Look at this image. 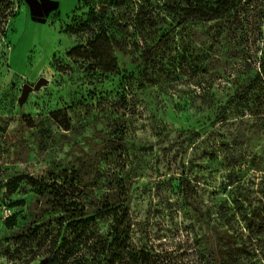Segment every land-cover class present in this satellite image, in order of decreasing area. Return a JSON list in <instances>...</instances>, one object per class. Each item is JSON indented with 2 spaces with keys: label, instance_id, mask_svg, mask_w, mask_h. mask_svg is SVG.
I'll use <instances>...</instances> for the list:
<instances>
[{
  "label": "rangeland",
  "instance_id": "rangeland-1",
  "mask_svg": "<svg viewBox=\"0 0 264 264\" xmlns=\"http://www.w3.org/2000/svg\"><path fill=\"white\" fill-rule=\"evenodd\" d=\"M50 1L57 8L38 22L24 0H0V264H39L80 219L105 237L112 222L97 211L117 203L128 205L132 243L166 262L222 264L238 249L244 264H264V0L189 22L172 53L182 70L139 92L132 110L120 100L128 89L98 66L132 69L131 57L105 52L94 64L74 30L88 10ZM120 1L124 16L140 5ZM79 47L81 58L69 57ZM43 79L20 105L22 87ZM211 96L213 111H227L215 136L228 152L206 138L177 143L206 124ZM183 165L193 209L178 190Z\"/></svg>",
  "mask_w": 264,
  "mask_h": 264
},
{
  "label": "trees",
  "instance_id": "trees-1",
  "mask_svg": "<svg viewBox=\"0 0 264 264\" xmlns=\"http://www.w3.org/2000/svg\"><path fill=\"white\" fill-rule=\"evenodd\" d=\"M133 16H124L117 11L123 6L120 0H78L75 12L81 8L88 10L87 21L76 23V34L85 36L89 59L94 64H102L99 60L102 53L119 52L124 57H131L133 67H117L116 64L101 67L109 75L117 77L116 81L128 89V98L123 96L122 106L134 109L133 101L137 94L148 88H155L161 82L169 81L179 73L182 67L179 64L181 55L172 56L175 52V40L182 45L181 37L189 22L210 23L222 21L232 13L241 0H138ZM263 13H260L261 18ZM79 22V21H78ZM84 48L73 49L69 57L80 59ZM195 100L202 101L201 96L195 95ZM209 115L206 124L192 131H181L183 138L177 143L192 146L197 141L206 138L211 145L217 144L225 152L229 151V144L224 139L215 136L216 127L227 111H213L216 105L215 98L210 97ZM232 98H227L231 101ZM127 104V105H126ZM219 111V112H218ZM59 113L52 114L55 121ZM226 117V115H225ZM64 131L69 130V121L60 126ZM186 149H184L185 151ZM79 168L84 167L78 159ZM187 168L191 169L187 165ZM177 180L181 201L189 208L193 207L196 196V181L183 174ZM117 205V206H116ZM98 215L111 219L109 233L105 237L87 232L92 218L80 219L66 225L60 241L55 242L56 249L50 257L45 258V264L59 261V264H176L173 261L163 260L152 254V249L144 245H134L130 235V217L127 203H117L106 209L97 211ZM6 220V219H5ZM62 226V224H60ZM253 231L252 228H249ZM259 231V229H257ZM16 243L21 242V236L14 238ZM59 256V257H58ZM56 258V259H55ZM222 264H244L241 253L236 250L224 251Z\"/></svg>",
  "mask_w": 264,
  "mask_h": 264
},
{
  "label": "water",
  "instance_id": "water-1",
  "mask_svg": "<svg viewBox=\"0 0 264 264\" xmlns=\"http://www.w3.org/2000/svg\"><path fill=\"white\" fill-rule=\"evenodd\" d=\"M24 1L29 7L32 19L38 22L41 21L43 17L45 16L47 17L49 13H51L57 8V4L50 0H24ZM39 11H41V13H39ZM43 84H44V79L40 81L39 83L35 84L33 87L24 85L22 87L21 97L18 103L20 105L23 104L26 101L29 93L33 90L39 89V87H41ZM46 261L47 260L44 259L40 261L39 264H45Z\"/></svg>",
  "mask_w": 264,
  "mask_h": 264
},
{
  "label": "flooded vegetation",
  "instance_id": "flooded-vegetation-1",
  "mask_svg": "<svg viewBox=\"0 0 264 264\" xmlns=\"http://www.w3.org/2000/svg\"><path fill=\"white\" fill-rule=\"evenodd\" d=\"M39 13H41V11H39Z\"/></svg>",
  "mask_w": 264,
  "mask_h": 264
}]
</instances>
